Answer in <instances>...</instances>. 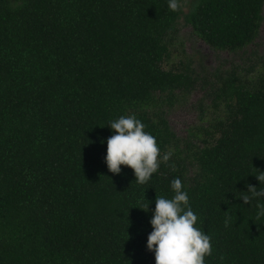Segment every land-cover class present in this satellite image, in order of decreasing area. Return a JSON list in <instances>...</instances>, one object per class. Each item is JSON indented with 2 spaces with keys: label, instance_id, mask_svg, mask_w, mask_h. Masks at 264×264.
<instances>
[{
  "label": "trees",
  "instance_id": "obj_1",
  "mask_svg": "<svg viewBox=\"0 0 264 264\" xmlns=\"http://www.w3.org/2000/svg\"><path fill=\"white\" fill-rule=\"evenodd\" d=\"M179 4L0 0V264H155L151 210L175 177L211 237L205 264H264V198L239 197L264 187V66L213 72L184 148L167 108L199 80L189 59L164 66L181 19L234 51L258 35L264 0ZM132 113L169 156L144 184L104 159L107 123Z\"/></svg>",
  "mask_w": 264,
  "mask_h": 264
},
{
  "label": "clouds",
  "instance_id": "obj_2",
  "mask_svg": "<svg viewBox=\"0 0 264 264\" xmlns=\"http://www.w3.org/2000/svg\"><path fill=\"white\" fill-rule=\"evenodd\" d=\"M168 7L176 11L179 0H168ZM114 130L106 138L107 148L104 157L112 173H119L121 165L129 166L139 184L146 183L157 172L160 162L167 160V154L161 155L156 137L144 131L145 125L135 113L121 115L107 123ZM256 174L259 185L264 183V172ZM174 192L171 198L156 197L152 209L146 247L154 252L155 264H205V256L211 255V237L196 227L198 217L189 204V196L179 177L170 182ZM248 194L240 195L245 203L254 198H264V187L248 185ZM148 211L149 204L139 206ZM258 215L264 216V206Z\"/></svg>",
  "mask_w": 264,
  "mask_h": 264
},
{
  "label": "rangeland",
  "instance_id": "obj_3",
  "mask_svg": "<svg viewBox=\"0 0 264 264\" xmlns=\"http://www.w3.org/2000/svg\"><path fill=\"white\" fill-rule=\"evenodd\" d=\"M187 10L186 4L185 11ZM262 14L263 20L256 38L244 48L234 51L211 47L193 31L190 25L180 20L178 36L171 45L172 57L164 66L168 68L179 60L189 59L199 80L192 91L188 93L177 91L175 102L167 108L169 124L181 139L182 148L185 147L188 138L192 137L196 127L206 124L200 120L199 105L204 103L208 107L210 104L206 83L213 80V72L217 69L229 68L231 65L264 66V6ZM193 171L189 176H192Z\"/></svg>",
  "mask_w": 264,
  "mask_h": 264
}]
</instances>
